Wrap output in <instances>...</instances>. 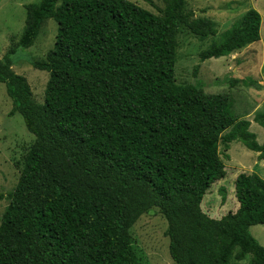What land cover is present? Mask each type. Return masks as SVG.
Wrapping results in <instances>:
<instances>
[{
    "label": "trees",
    "instance_id": "obj_1",
    "mask_svg": "<svg viewBox=\"0 0 264 264\" xmlns=\"http://www.w3.org/2000/svg\"><path fill=\"white\" fill-rule=\"evenodd\" d=\"M186 0H163L157 15L128 0H39L25 6L17 47L30 48L44 21L53 47L30 65L48 73L43 102L0 59V83L34 142L22 160L0 220V264H142L130 228L157 208L166 221L172 264H231L264 247L249 228L264 225V180L241 173L235 213L213 219L200 205L225 177L219 147L237 140L264 161L250 122L231 115L227 94L175 83L180 30L213 38ZM259 13L247 10L201 61L227 57L260 39ZM253 121L264 128V113ZM237 250V252H236Z\"/></svg>",
    "mask_w": 264,
    "mask_h": 264
},
{
    "label": "rangeland",
    "instance_id": "obj_2",
    "mask_svg": "<svg viewBox=\"0 0 264 264\" xmlns=\"http://www.w3.org/2000/svg\"><path fill=\"white\" fill-rule=\"evenodd\" d=\"M38 1L0 0V59L10 50L14 51L9 55L11 69L26 79L34 101L41 104L49 75L34 69L30 62L43 59L53 47L56 24L50 19L44 21L30 48L17 47L26 17L25 6ZM128 1L154 15L163 7V0ZM185 8L195 18L211 20L217 34L213 38L200 40L184 29L179 31L175 83L180 86L199 83L205 93L232 97L234 104L231 115L249 121V132L259 144L263 143L264 128L256 124L253 117L264 113V0H186ZM249 9L256 10L261 18L259 41L227 57L201 61L199 53L209 46L211 40L219 41L220 35L236 25ZM11 108L5 85L0 83V193L4 195L15 188L22 170L23 156L34 142L22 117L18 113L8 115ZM219 153L225 167V177L210 185L200 205L202 212L213 219L235 213L238 209L234 181L239 174L254 173L264 180V161H258L257 154L248 151L239 141L231 142L227 151L220 146ZM8 203L6 198L0 201V220ZM166 228V221L157 208L141 215L130 228L132 247L142 264H172ZM249 232L264 247V225L251 226ZM250 258L247 255L243 261H232L231 264H248Z\"/></svg>",
    "mask_w": 264,
    "mask_h": 264
}]
</instances>
